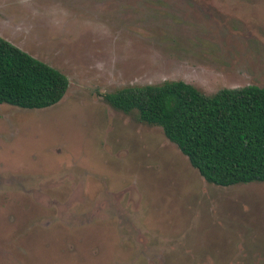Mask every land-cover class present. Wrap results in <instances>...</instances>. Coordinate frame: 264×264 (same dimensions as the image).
Instances as JSON below:
<instances>
[{"label": "rangeland", "instance_id": "rangeland-1", "mask_svg": "<svg viewBox=\"0 0 264 264\" xmlns=\"http://www.w3.org/2000/svg\"><path fill=\"white\" fill-rule=\"evenodd\" d=\"M69 79L0 104V264H264V182H207L104 94L264 88V0H0V36Z\"/></svg>", "mask_w": 264, "mask_h": 264}, {"label": "trees", "instance_id": "trees-1", "mask_svg": "<svg viewBox=\"0 0 264 264\" xmlns=\"http://www.w3.org/2000/svg\"><path fill=\"white\" fill-rule=\"evenodd\" d=\"M68 77L0 36V104L42 109L59 102ZM124 113L161 127L209 183L264 182V88L204 93L183 80L126 85L104 94Z\"/></svg>", "mask_w": 264, "mask_h": 264}, {"label": "flooded vegetation", "instance_id": "flooded-vegetation-1", "mask_svg": "<svg viewBox=\"0 0 264 264\" xmlns=\"http://www.w3.org/2000/svg\"><path fill=\"white\" fill-rule=\"evenodd\" d=\"M11 42V41H10ZM25 109V108H24Z\"/></svg>", "mask_w": 264, "mask_h": 264}, {"label": "crops", "instance_id": "crops-1", "mask_svg": "<svg viewBox=\"0 0 264 264\" xmlns=\"http://www.w3.org/2000/svg\"><path fill=\"white\" fill-rule=\"evenodd\" d=\"M2 36V35H1Z\"/></svg>", "mask_w": 264, "mask_h": 264}]
</instances>
